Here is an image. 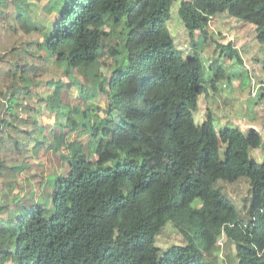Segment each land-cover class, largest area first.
I'll return each instance as SVG.
<instances>
[{"label":"trees","instance_id":"1","mask_svg":"<svg viewBox=\"0 0 264 264\" xmlns=\"http://www.w3.org/2000/svg\"><path fill=\"white\" fill-rule=\"evenodd\" d=\"M176 1L186 50L170 29ZM51 10L0 0V264H264L254 155L264 137L218 127L226 63L243 59L209 29L240 18L264 44V0H55ZM61 67L64 80L44 78ZM51 152L61 171L38 174L29 203L21 174ZM169 224L180 239L166 244Z\"/></svg>","mask_w":264,"mask_h":264},{"label":"rangeland","instance_id":"2","mask_svg":"<svg viewBox=\"0 0 264 264\" xmlns=\"http://www.w3.org/2000/svg\"><path fill=\"white\" fill-rule=\"evenodd\" d=\"M40 3L41 9L45 14L51 13V7L54 4L55 0H36ZM21 5H23L27 10L29 9V5L25 1L20 2ZM177 6L178 2L176 1L173 6L172 10V19L170 20V29L175 35L176 40L181 43L182 47L187 48L189 37L188 32L185 28V25L179 15L177 14ZM220 19V18H219ZM221 23L218 25L212 24L209 26V29L211 30L212 34L215 38L220 39L222 42H229L232 41L234 44H238L240 46H243L246 43V39H253L255 44L251 43V53L248 57L244 55V63H245V72L250 73V79H247L246 75L242 78H235L233 75V71L237 69L238 63L235 61H229L227 62V66H231V74L233 75V79L236 80V84L233 87V90L231 92V96L229 98L225 99H219L215 103L216 109L221 112L222 114H238L241 111H245L248 113L251 118L250 120L258 125V127L263 130L264 129V103L262 106H258L255 104H252L249 102L251 100L253 103L259 102L260 98L255 100L250 96V87L252 78H256L257 80H260L263 78L264 69H261V66L257 64V61L255 57L257 56H263L264 55V44L263 43H257L256 39V31L254 28V25L248 22H245L241 20L240 18H232L222 15L220 19ZM241 48V47H240ZM186 50V49H185ZM254 65H257L254 66ZM64 69L61 68H55L53 71L49 74L44 76V78H50L52 77H61L64 80ZM243 82L245 88L244 90L241 88L240 83ZM249 82V90L247 91L248 86L246 87L247 83ZM75 93V90L72 92L70 91L68 94L65 93L63 98V101L65 103H73L77 100L71 99L70 96ZM88 103L95 102L94 99L87 100ZM208 105V100L201 97L200 100V108L196 112L197 119L202 118L204 113L206 112V108ZM245 114V113H244ZM239 116V115H236ZM240 119L247 120L248 117L244 116L243 114L240 116ZM264 133V132H263ZM264 136V134H263ZM80 138L87 141L88 136L84 133L80 135ZM44 149V148H43ZM43 151V150H42ZM255 154H257V151H254ZM51 156L48 157L46 155H43L36 159V157L32 158L31 162L32 164L29 165L27 174L23 173L21 174L20 178V191L23 199H25L27 202H32L33 199H40V190L35 186V177L40 174L42 177L46 178L47 180L52 179L56 177L62 168V158L59 157L56 153L51 152ZM35 159V160H34ZM42 169V171H41ZM41 171V172H40ZM247 193V192H246ZM159 240L163 243L169 244L173 242L174 240H179L180 235L178 232L174 229V227L169 224L165 227V229L162 231L161 234L158 236ZM224 241L221 240V243L223 244Z\"/></svg>","mask_w":264,"mask_h":264},{"label":"crops","instance_id":"3","mask_svg":"<svg viewBox=\"0 0 264 264\" xmlns=\"http://www.w3.org/2000/svg\"><path fill=\"white\" fill-rule=\"evenodd\" d=\"M219 23H221L220 19H218V21H216L213 24L218 25ZM251 43L255 44L256 41L254 42V40L251 38V39H246V43L243 46H240V45H238L236 43L233 44L234 47L238 48V50H239V52H240V54L242 56V59H243V62L242 63L237 62L235 59L234 60L233 59H230V60L227 61V62H229V61H235L236 63H238V66L239 67L232 72L233 75L235 76V78H242V77H244V75H246L247 79H250V73L249 72L247 73V72L244 71L245 70V66H244L245 65V63H244V61H245L244 55H246V57H248L250 55V53H251L250 44ZM257 43H259V41H257ZM207 52L208 51L204 47V49H202V54L205 55ZM255 59L257 61V64H259V66H261V69H262L263 68V63H264V55L263 56H257V57H255ZM226 66H227V64H226ZM254 66L257 67V65H254ZM227 68H228V71L229 72L232 69L231 66H227ZM236 80L237 79H233V77L230 78V79H228V80H226V81L224 80L225 81V83L223 84L224 90L221 92V94H219V96L217 95V100L218 101H219V99L220 100L221 99L223 100V99L229 98L231 96L230 94H231V92L233 90V87L237 83ZM240 86H241V88L243 90L245 89V88H243V86H244V83L243 82L240 83ZM247 86H248V88H247V91H248L249 90V87H250L249 82L247 83L246 87ZM249 102L252 103V104L258 105V106L259 105L262 106L263 103H264V97L262 99L260 98L259 102H257V103H253L251 100H249ZM242 114H243V117L244 116L245 117L247 116L248 119L247 120H244V121H243V119H240V116ZM236 115H239V116H236ZM217 118L219 119V123H218V127L219 128L222 127V126H224L226 124V122L229 121L231 124L236 125V126H240L241 128L254 127V128L258 129L262 134H264L263 133L264 132V129L261 130L258 127V125L254 124L250 120L251 116L248 113H246L245 111H241L240 113L234 115V114H222L221 112H219L217 110ZM256 151H257V154H255V152H254V155L256 156V158L258 160H262L263 157H264L263 151L260 148L257 149ZM26 175H28V174L26 173Z\"/></svg>","mask_w":264,"mask_h":264},{"label":"built area","instance_id":"4","mask_svg":"<svg viewBox=\"0 0 264 264\" xmlns=\"http://www.w3.org/2000/svg\"><path fill=\"white\" fill-rule=\"evenodd\" d=\"M264 96V74L263 78L257 80L256 78H252L251 87H250V96L257 100L261 96Z\"/></svg>","mask_w":264,"mask_h":264}]
</instances>
